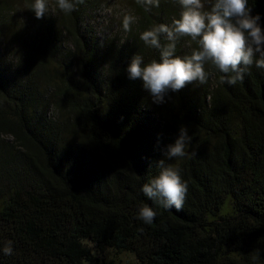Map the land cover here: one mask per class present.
I'll return each instance as SVG.
<instances>
[{"label": "trees", "instance_id": "1", "mask_svg": "<svg viewBox=\"0 0 264 264\" xmlns=\"http://www.w3.org/2000/svg\"><path fill=\"white\" fill-rule=\"evenodd\" d=\"M98 2L36 19L31 0H0V264H84L89 242L134 264H264V70L230 86L206 64L207 83L153 103L127 66L135 54L159 59L140 33L170 24L179 4L127 0L131 31L97 36L86 20ZM249 8L264 29V0ZM194 47L182 38L177 54ZM181 126L190 154L167 161L188 186L177 212L141 189ZM145 204L151 225L138 218Z\"/></svg>", "mask_w": 264, "mask_h": 264}, {"label": "clouds", "instance_id": "2", "mask_svg": "<svg viewBox=\"0 0 264 264\" xmlns=\"http://www.w3.org/2000/svg\"><path fill=\"white\" fill-rule=\"evenodd\" d=\"M84 0H31L27 9L36 19H43L57 10L70 14ZM180 6L178 16L170 24L160 23L140 33L139 39L148 48L159 53V59L145 62L141 55L132 56L127 66L130 80L140 79L153 103H163L165 95L178 92L188 84H205L209 79L206 64L219 70L221 83L235 86L242 82L244 73L251 66L264 70V29L260 16L251 14L249 0H210L207 8L204 0H176ZM136 3L151 11L160 7V0H136ZM136 17L125 15L123 30L131 31ZM182 38H190L195 47L189 54L178 55L177 44ZM192 136L181 126L174 141L163 150V158L156 161L158 172L142 186L145 196L164 209L181 211L187 196L188 186L182 179L181 169L167 161L189 156ZM156 212L147 204L138 209V218L151 225ZM2 252L13 254L12 241H7ZM256 259V257H253Z\"/></svg>", "mask_w": 264, "mask_h": 264}, {"label": "rangeland", "instance_id": "3", "mask_svg": "<svg viewBox=\"0 0 264 264\" xmlns=\"http://www.w3.org/2000/svg\"><path fill=\"white\" fill-rule=\"evenodd\" d=\"M96 10L91 13V20L87 18L86 23L90 27H93L94 34H123L120 23L125 15H133L131 5L127 0H98ZM26 10H19L16 14L18 21L24 20L26 26L29 19L26 17ZM92 248L94 259L85 261L84 264H109L111 260L118 264H134V256L129 253L116 254L114 251L105 246H97L94 243L89 242Z\"/></svg>", "mask_w": 264, "mask_h": 264}]
</instances>
